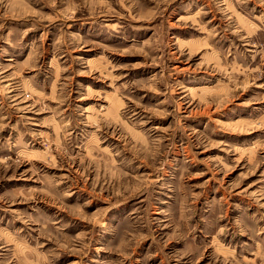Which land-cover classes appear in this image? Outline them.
<instances>
[{"label":"rangeland","instance_id":"374dc122","mask_svg":"<svg viewBox=\"0 0 264 264\" xmlns=\"http://www.w3.org/2000/svg\"><path fill=\"white\" fill-rule=\"evenodd\" d=\"M0 264H264V0H0Z\"/></svg>","mask_w":264,"mask_h":264}]
</instances>
